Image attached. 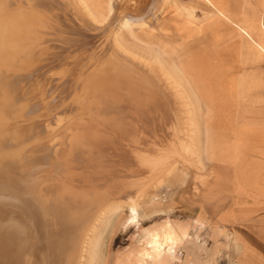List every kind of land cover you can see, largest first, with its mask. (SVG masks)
Here are the masks:
<instances>
[{"label": "rangeland", "instance_id": "obj_1", "mask_svg": "<svg viewBox=\"0 0 264 264\" xmlns=\"http://www.w3.org/2000/svg\"><path fill=\"white\" fill-rule=\"evenodd\" d=\"M69 2L70 7H65L63 0H39V16L26 28L30 43L24 47L36 58L35 66L30 70H15L20 76L24 73L22 78L38 83L34 84L40 87L38 96H47L44 98L47 101L45 111L39 119L42 125L48 126L51 121L53 125H60L72 117L67 100L74 96L79 80L90 72V68L97 66L107 52L114 51L118 55L117 61L113 58L116 66L122 62L121 55L130 57L124 56L130 64L126 66L138 71L149 82L162 85L161 88L166 90L161 94L166 96L168 103L174 100L172 112L165 108L159 111L156 107L146 114V130L134 132L138 143L117 141L113 150L117 164L111 169L112 175L107 167L90 168L97 169L91 172V177H97L102 184L108 179L129 178L122 182L118 199H124L123 195L130 188L133 190L127 195L134 196L137 190L141 192L144 186L145 189L138 193L143 195L139 196L140 207L135 212L125 204L111 209L117 198L109 201L110 195L91 209L79 238V258L77 260L75 255L73 262L76 259V264H241L244 255L257 259L264 254V176H227L229 166L214 164L217 155L205 148L204 129L207 120L212 126L223 125L226 119L235 124L264 125V102L244 100L249 96L247 92H252L248 88L236 93L235 101H218L214 100L213 89L207 91V85H202L201 89V85L192 84L196 77L206 76L207 72V54L196 52L197 37L194 34L197 33L193 34L192 28L201 29L206 18L216 11L207 15L197 0ZM241 2L245 4L243 12L237 2L231 4L234 13L241 12L245 18H264V5H261L264 0ZM216 7L228 18V11ZM124 21L129 24L124 26ZM263 24L257 30L261 36ZM239 25L247 28L250 35L254 27L258 28L249 22ZM228 39L219 38L218 43L223 45ZM119 43L123 49L117 48ZM257 50L261 54L264 51L259 47ZM254 55L250 52L209 54L216 64L239 60L242 67L251 66ZM235 71L240 76L239 72L244 74L248 69ZM169 79L173 80L174 87L177 81L176 89L181 90L178 94ZM186 82L194 88L197 104L185 91ZM159 101L162 105L163 100ZM222 108H237L241 114L233 118L205 117L207 110ZM141 118L135 117L137 126ZM51 132L53 134V130ZM175 139L181 140V144ZM177 142V150L172 149ZM184 143L189 145L185 151ZM141 148L146 154L152 153L151 163L150 155L138 161L135 153ZM233 178L240 180L234 182L235 189H230ZM214 199L220 202L223 211L216 215L219 218L226 215L223 226H218L220 222L212 212ZM232 206L240 209L236 214L237 222L231 221L235 217L230 218ZM178 251H182L181 256Z\"/></svg>", "mask_w": 264, "mask_h": 264}, {"label": "bare ground", "instance_id": "obj_2", "mask_svg": "<svg viewBox=\"0 0 264 264\" xmlns=\"http://www.w3.org/2000/svg\"><path fill=\"white\" fill-rule=\"evenodd\" d=\"M197 1L207 15L216 11L219 17L226 16L210 0ZM63 4L70 7L69 0H63ZM39 12V0H0V264H76L80 234L91 209L103 198H117L111 201V209L125 204L135 212L140 207L139 196L143 195H138L140 191L135 196L127 195L133 189L126 185L130 191L123 195L124 199H118L122 182L129 178L114 177L102 184L97 177H91L97 169L90 168L107 167L112 175L111 169L117 164L113 153L117 141L138 143L134 132L146 130L149 111L156 107L159 111L173 110L174 100L166 101L161 94L166 90L162 85L149 82L126 66L130 65L124 58L127 55H121L122 64L116 66L114 59L118 55L113 51L101 56L97 66L94 64L79 80L74 96L67 100L72 117L60 125H53L52 121L48 126L42 125L39 119L45 111L44 103L47 104L46 94L38 96L40 87L34 86L38 83L15 71L35 66L36 58L24 47L30 43L26 28ZM128 24L123 22L124 26ZM237 27L250 36L247 28L239 24ZM262 27L264 30V24ZM261 38L264 41V34ZM257 44L264 50V44ZM117 46L122 48L120 43ZM176 83L175 87L174 83L169 84L176 89ZM178 91L181 90L177 94ZM185 91L197 104L194 88L187 83ZM136 116L142 117L139 126L134 122ZM174 130L176 133V125ZM177 141L181 144V140ZM178 142L172 149L177 150ZM187 147L188 143H184L183 150ZM151 154L143 148L135 153L139 162L150 155V163Z\"/></svg>", "mask_w": 264, "mask_h": 264}, {"label": "crops", "instance_id": "obj_3", "mask_svg": "<svg viewBox=\"0 0 264 264\" xmlns=\"http://www.w3.org/2000/svg\"><path fill=\"white\" fill-rule=\"evenodd\" d=\"M225 2H219L212 0V2L228 11V18L219 17L217 13L213 12V15L206 18V22L203 23L201 29L195 30L192 28L193 34L197 37L198 48L197 53L207 54L206 76L196 77V82L192 84L207 85V91L213 89L214 100L218 101H235L236 93L242 89H249L252 92H247L249 96L244 97V100L260 101L264 102V51L262 54L257 50V41L263 43L261 38V32H257V29L264 22V18H245L241 12H243V6L241 0H224ZM237 2L240 6L241 12L234 13V10L230 7L232 3ZM245 3V2H243ZM264 5V2H261ZM250 23L257 25L258 28H253L252 35H247L241 32L237 25L241 23ZM191 27V26H190ZM219 38H229L226 43L219 44ZM261 39V40H260ZM201 42V45L199 44ZM224 40H222L223 42ZM205 42V43H204ZM220 47V48H219ZM195 51V49H194ZM222 52H250L255 54L251 61V66L242 67L239 60H229L227 63L221 62L220 64L214 63L209 54ZM231 61V62H230ZM225 62V61H224ZM204 63V62H202ZM248 69L247 72H239L240 76H237L236 69ZM219 69V70H218ZM222 70V71H220ZM224 70V71H223ZM234 70V72H232ZM248 75L253 77H248ZM244 77V78H243ZM248 78V79H247ZM193 88V87H192ZM209 99V98H207ZM257 106V104H256ZM264 106V105H262ZM240 111L236 108L232 109H209L205 114V117H235L240 115ZM264 116V114H262ZM227 120V119H226ZM223 125L218 126L210 125L211 121L207 120V125L204 126L206 132V145L205 148L212 150L217 155V160L214 164H223L228 167L226 172L227 176H264V125H247L244 123L235 124L233 120H227ZM215 121H213L214 123ZM216 122H220L216 120ZM222 122V121H221ZM233 123V124H231ZM212 126V127H211ZM249 172V173H248ZM240 178H233L230 183V189H235L236 180ZM212 212L218 218V226L226 224V215L219 218L216 215L221 211V204L217 200H213ZM239 207L232 206L230 212L235 218H230L232 222H237V213H239ZM217 221H212L216 222ZM241 264H264V254L260 256L251 257V255L242 256Z\"/></svg>", "mask_w": 264, "mask_h": 264}, {"label": "built area", "instance_id": "obj_4", "mask_svg": "<svg viewBox=\"0 0 264 264\" xmlns=\"http://www.w3.org/2000/svg\"><path fill=\"white\" fill-rule=\"evenodd\" d=\"M178 254L181 256L182 255V251H178Z\"/></svg>", "mask_w": 264, "mask_h": 264}]
</instances>
